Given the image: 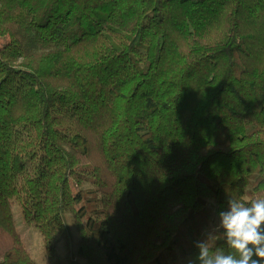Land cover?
Listing matches in <instances>:
<instances>
[{"label": "trees", "instance_id": "1", "mask_svg": "<svg viewBox=\"0 0 264 264\" xmlns=\"http://www.w3.org/2000/svg\"><path fill=\"white\" fill-rule=\"evenodd\" d=\"M3 39L0 264H36L13 199L50 264L227 251L229 198L264 197V0H0Z\"/></svg>", "mask_w": 264, "mask_h": 264}, {"label": "clouds", "instance_id": "2", "mask_svg": "<svg viewBox=\"0 0 264 264\" xmlns=\"http://www.w3.org/2000/svg\"><path fill=\"white\" fill-rule=\"evenodd\" d=\"M217 229L227 251L214 247V233L197 242L199 264H264V197L249 201L229 198L219 213Z\"/></svg>", "mask_w": 264, "mask_h": 264}, {"label": "rangeland", "instance_id": "3", "mask_svg": "<svg viewBox=\"0 0 264 264\" xmlns=\"http://www.w3.org/2000/svg\"><path fill=\"white\" fill-rule=\"evenodd\" d=\"M7 42L8 41H5V39L0 40L1 45L6 44ZM73 191H78V188L74 185ZM10 207V211H12L14 220L13 224H15L17 232L23 240L25 249H27L28 253L32 257V261H34L36 264H50L46 254V245L43 241L42 235L35 225L26 222L20 201L17 199H13L10 202ZM67 221L72 234L76 236L72 215H67ZM55 248L63 260L68 257V253L70 252V250H72V247L68 245L67 237L63 235L59 236V238L57 239Z\"/></svg>", "mask_w": 264, "mask_h": 264}]
</instances>
